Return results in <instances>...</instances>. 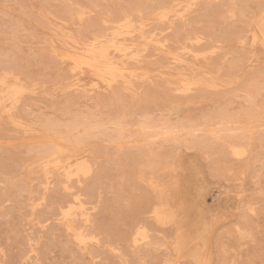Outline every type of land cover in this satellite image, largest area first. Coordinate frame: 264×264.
<instances>
[{
  "label": "rangeland",
  "instance_id": "374dc122",
  "mask_svg": "<svg viewBox=\"0 0 264 264\" xmlns=\"http://www.w3.org/2000/svg\"><path fill=\"white\" fill-rule=\"evenodd\" d=\"M263 25L264 0H0V264H264Z\"/></svg>",
  "mask_w": 264,
  "mask_h": 264
},
{
  "label": "bare ground",
  "instance_id": "6f19581e",
  "mask_svg": "<svg viewBox=\"0 0 264 264\" xmlns=\"http://www.w3.org/2000/svg\"><path fill=\"white\" fill-rule=\"evenodd\" d=\"M62 1H64V0H62ZM70 1H71V0H70ZM50 2H52V0H50ZM74 2L76 3V1H74ZM97 2H98V1H97ZM115 2H116V1H115ZM38 3H39V1H38ZM44 3H45V2H44ZM62 3H63V2H62ZM87 3H88V2H87ZM106 3H108V2H106ZM119 3H120V2H119ZM222 3H223V2H222ZM41 4H42V3H41ZM64 4H65V3H64ZM64 4H63V5H64ZM71 4H73V3L71 2ZM88 4H89V3H88ZM104 4H105V3H103L102 5L104 6ZM108 4H109V3H108ZM217 4H218V3H217ZM45 5H47V4L45 3ZM48 5H49V4H48ZM63 5H62V6H63ZM67 5H68V3H67ZM67 5H66V6H67ZM105 5H106V4H105ZM110 5H111V4H110ZM119 5H120V4H119ZM132 5H133V4H132ZM147 5H148V4H146V6H147ZM219 5H221V4H219ZM62 6H61V7H62ZM78 6H79V5H78ZM97 6H98V4H97ZM113 6H114V4H113ZM134 6H135V5H134ZM138 6H139V5H138ZM142 6H143V5H142ZM154 6H156V4H155ZM40 7H41V6H40ZM69 7H70V6H69ZM80 7H82V6H80ZM90 7H91V5H90ZM115 7H116V4H115ZM135 7H136V6H135ZM140 7H141V6H140ZM148 7H149V6H148ZM148 7H147V8H148ZM67 8H68V6H67ZM71 8H72V7H71ZM106 8H107V7H106ZM111 8L114 9V7H111ZM129 8H130V6H129ZM129 8H128V9H129ZM145 8H146V7H143L144 10H145ZM156 8H157V7H156ZM216 8H217V7H216ZM46 9H49V10H50L51 8H46ZM65 9H66V8H65ZM101 9H102V8H101ZM116 9H117V7H116ZM122 9H123V8H122ZM132 9H133V8H132ZM153 9H155V7H153ZM158 9H159V8H158ZM52 10H53V9H51V11H52ZM63 10H64V9H63ZM118 10H119V9H118ZM118 10H117V11H118ZM130 10H131V9H130ZM68 11H69V10H68ZM95 11H96V10H95ZM132 11H133V10H132ZM150 11H151V10H150ZM66 12H67V11H66ZM112 12H113V11H112ZM114 12H115V10H114ZM119 12H120V11H119ZM128 12H131V11H128ZM142 12H143V11H142ZM147 12H148V11H147ZM51 13H52V12H51ZM67 13H68V12H67ZM116 13H117V12H116ZM133 13H134V12H133ZM149 13H150V12H149ZM52 14H53V13H52ZM141 14H142V13H141ZM112 15H113V14H112ZM115 15H116V14H115ZM117 15H118V14H117ZM157 15H158V14H157ZM85 16H86V15H85ZM92 16H93V15H92ZM96 16H97V15H96ZM120 16H121V15H120ZM169 17H170V16H169ZM84 18H85V17H84ZM112 18H114V17H112ZM86 19H87V18H86ZM89 19H90V18H89ZM93 19H94V16H93L92 20H93ZM116 19H117V17H116ZM65 20H68V19L65 18ZM83 20H84V19H83ZM111 20H113V19H111ZM42 21H43V20H42ZM43 22H44V21H43ZM87 22H88V21H87ZM96 22H98V21H97V20L94 21V24H95ZM155 22H156V20H155ZM174 24H175V23H174ZM87 25H88V24H87ZM107 26H109V25H107ZM263 26H264V25H263ZM263 26H262V27H263ZM87 27H88V26H87ZM90 27H91V26H90ZM103 27H104V26H103ZM101 28H102V27H101ZM105 28H106V26H105ZM144 29H145V28H144ZM96 30H97V29H96ZM101 30H102V29H101ZM147 30H149V29L146 28V31H147ZM150 30H151V29H150ZM97 31H98V30H97ZM172 33H173V32H172ZM58 35H59V34H58ZM129 35H130V34H129ZM83 36H84V35H83ZM81 37H82V33H81ZM81 37H80V38H81ZM177 39H178V38H177ZM200 39H201V38H200ZM159 40H160V39H159ZM262 40H263V39H262ZM172 41H173V40H172ZM179 41H180V40H179ZM263 42H264V41H263ZM109 43H110V42H109ZM171 45H172V44H171ZM168 46H169V45H168ZM206 46H207V45H206ZM142 47H143V46H142ZM205 48H206V47H205ZM130 50H131V49H130ZM110 51H111V50H110ZM110 51H109V52H110ZM116 55H117V54H116ZM148 55H150V54H148ZM148 55H147V56H148ZM67 56H68V54H67ZM73 56H74V55H73ZM150 56H151V55H150ZM70 57H71V55H70ZM77 57H78V56H77ZM121 57H122V56H121ZM161 57H162V56H161ZM161 57H160V58H161ZM73 58H75V57H73ZM158 58H159V57H157V59H158ZM79 59H81V58H79ZM161 59H163V58H161ZM71 60H72V59H71ZM74 60H75V59H74ZM81 60H83V59H81ZM96 60H97V59H96ZM159 60H160V59H159ZM83 61H84V60H83ZM83 61H78V62H80V64H82ZM94 61H95V59L93 60V62H94ZM73 62H74V61H73ZM81 62H82V63H81ZM87 62H88V61H87ZM89 62H90V61H89ZM75 63H76V62H75ZM84 63L86 64V62H84ZM74 65H77V64H74ZM88 65H89V64H88ZM102 65H104V66H103L104 68L101 67ZM96 66H97V67H100L101 72H102L103 74H105V75H108V74H109V73H106V70H107V69L110 70L109 72L111 73V71L115 68V67H114L115 64L112 65V64H110V63H107V62L104 63V62H101V61L96 62ZM105 66H106V67H105ZM74 67H75V66H74ZM116 67H117V66H116ZM144 67H145V66H144ZM144 67H143V68H144ZM117 68H118V67H117ZM135 68H136V67H135ZM146 68H147V67H146ZM148 68H149V67H148ZM129 70H130V69H129ZM148 70H149V69H148ZM8 71H9V70H8ZM117 71H118V70H117ZM0 74H1V73H0ZM17 74H18V73H17ZM103 74H102V75H103ZM10 75H11V74H10ZM112 75H115V74L113 73ZM100 76H101V75H100ZM110 76H111V75H110ZM68 77H69V76H68ZM102 78H103V77H102ZM104 78H105V77H104ZM67 79H68V78H67ZM107 79H108V78H107ZM124 79H125V78H124ZM108 80H109V79H108ZM109 81H110V80H109ZM127 81H128V80H127ZM127 81H126V82H127ZM124 82H125V81H124ZM126 82H125V83H126ZM128 82H129V81H128ZM7 83H8V82H7ZM2 85H4V84H2ZM6 85H7V84H6ZM71 86H72V85H71ZM78 86H79V85H78ZM15 94H16V93H15ZM24 97H26V96H24ZM11 104H12V103H11ZM9 110H10V109H9ZM16 111H17V108H16ZM18 114H19V112H18ZM5 115H6V114H5ZM5 115H4V116H5ZM11 115H12V114H11ZM16 117H17V116H16ZM81 119H82V118H81ZM83 120H84V119H83ZM83 120H81V122H82ZM86 120H87V119H86ZM76 121H77V120H76ZM76 121H75V124H76ZM78 121H79V119H78ZM84 121H85V120H84ZM84 121H83V122H84ZM96 121H97V120H96ZM96 121H95V122H96ZM218 121H219V120H218ZM45 122H48V120H47V121L45 120ZM81 122H80V123H81ZM93 122H94V121H93ZM93 122H92V123H93ZM95 122H94V123H95ZM219 122H220V121H219ZM221 122H222V121H221ZM228 122H229V121H228ZM232 122H233V121H232ZM49 123H50V121H49ZM51 123H52V122H51ZM51 123H50V126H52ZM80 123L78 122V124H80ZM84 123H85V125L87 126L86 123H88V122L86 121V122H84ZM97 123L99 124V121H97ZM147 123H148V122H147ZM43 124H44V123H42L41 125H43ZM46 124H47V123H46ZM46 124H45V125H46ZM71 124H72V123H70V125H71ZM89 124H90V123H89ZM89 124H88V125H89ZM101 124H102V123H100V125H101ZM17 125H18V124H17ZM67 125H68V124H67ZM70 125H69V126H70ZM72 125H73V124H72ZM76 125H77V124H76ZM82 125H83V124L81 123V126H82ZM148 125H149V123H148ZM150 125H151V124H150ZM159 125H160V124H159ZM161 125H162V124H161ZM161 125H160V126L157 125V126H158V127H161ZM218 125H219V124H218ZM224 125H225V124H224ZM50 126H48V128H49ZM95 126H96V125H95ZM95 126H94V127H95ZM102 126H103V125H102ZM172 126H173V125H172ZM174 126H175V125H174ZM180 126H181V125H180ZM182 126H183V125H182ZM186 126H187V125H186ZM227 126H228V123H227ZM227 126H226V128H227ZM8 127H9V126H8ZM43 127H44V125H43ZM46 127H47V125H46ZM46 127H45V128H46ZM97 127H99V126H97ZM176 127H177V126H176ZM184 127H185V125H184ZM223 127H224V126H223ZM48 128H47V129H48ZM66 128H67V127H66ZM66 128H65V129H66ZM68 128H69V127H68ZM71 128H72V126H71ZM92 128H93V127H92ZM100 128H101V127H100ZM155 128H156V127H155ZM165 128H166V127H165ZM170 128H172V127L170 126ZM220 128H221V126H220ZM229 128H231V127H229ZM8 129H9V128H8ZM52 129H53V128H52ZM75 129H76V128H75ZM78 129H79V128H78ZM87 129H88V128H87ZM90 129H91V128H90ZM161 129H162V128H161ZM182 129H183V128H182ZM217 129H218V128H217ZM232 129H233V128H232ZM232 129H231V131H232ZM9 130H10V129H9ZM83 130H86V129H83ZM100 130H101V129H100ZM159 130H160V129H159ZM162 130H163V129H162ZM173 130H174V129H173ZM176 130H177V129H176ZM180 130H181V128H180ZM186 130H187V129H186ZM223 130H224V129H223ZM225 130L229 131L228 129H225ZM237 130H238V129H237ZM237 130H236V131H237ZM43 131H44V130H43ZM66 131H69V130H66ZM163 131H164V130H163ZM163 131H162V132H163ZM215 131H216V130H215ZM233 131H234V130H233ZM245 131H246V130H245ZM75 132H77V131H75ZM164 132H165V131H164ZM189 132H190V130H189ZM219 132H220V131H219ZM223 132H224V131H223ZM229 132H230V131H229ZM240 132H241V131H240ZM246 132H247V131H246ZM55 133H56V132H55ZM99 133H100V132H99ZM101 133H102V132H101ZM175 133H176V131H175ZM186 133H187V132H186ZM186 133H185V134H186ZM193 133H194V132H193ZM220 133H222V132H220ZM220 133H219V134H220ZM60 134H61V133H60ZM67 134H68V133H67ZM67 134H66V132H65V133L63 134V137H64V135H67ZM75 134H76V133H75ZM191 134H192V133H191ZM227 134H228V133H227ZM227 134H226V135H227ZM230 134H231V133H230ZM242 134H243V133H242ZM174 135H175V134H174ZM178 135H179V134H178ZM221 135H222V134H221ZM226 135H225V138H226ZM237 135H238V134H237ZM60 136H62V135H60ZM67 136H68V135H67ZM219 136H220V135H219ZM223 136H224V135H223ZM223 136H222V137H223ZM68 137H69V136H68ZM79 137H80V136H79ZM189 137H190V136H189ZM242 137H243V136H242ZM191 138H192V137H191ZM239 138H241V136H240ZM74 139H75V137H74ZM187 139H188V138H187ZM235 139H237V137H236ZM64 140H65V138H64ZM67 140H68V139H67ZM67 140H65L66 143L68 142ZM77 140H79V138H77ZM225 140H226V139H225ZM231 140H232V139H231ZM227 141H228V139H227ZM49 142H51V141H49ZM69 142H70V141H69ZM69 142H68V143H69ZM77 142H78V141H77ZM229 142H230V139H229ZM231 142H232V141H231ZM70 144H71V143H70ZM72 144H75V143H72ZM50 146H51V145H50ZM73 146H74V145H73ZM75 146H76V145H75ZM47 148H48V147H47ZM47 148H45L44 151H45V150L47 151V150H48ZM49 148L51 149V147H49ZM46 151L44 152V154H45L44 156H46V155L49 154V152L46 154ZM48 151H49V150H48ZM50 151H51V150H50ZM53 151H54V150H53ZM55 166H56V165H55ZM43 181H44V180H43ZM41 182H42V181H41ZM41 182H40V183H41ZM63 191H64V190H63ZM64 193H65V192H64ZM72 193H73V192H72ZM70 194H71V192H70ZM69 198H70V197H69ZM68 201H69V200H68ZM80 201H81V200H80ZM70 202H71V200H70ZM159 208H160V207H159ZM77 212H78V211H77ZM171 212H172V211H171ZM75 213H76V211H75ZM78 213H79V212H78ZM76 214H77V213H76ZM159 214H160V213H159ZM159 214H158V215H159ZM167 214H168V213H167ZM169 214H170V213H169ZM155 215H156V214H155ZM153 216H154V214H153ZM166 216H167V215H166ZM171 217H172V216H171ZM171 217H170V218H171ZM156 218H157V216H156ZM76 219H77V218H76ZM156 221H157V220H156ZM161 223H162V221H161ZM77 224H78V223H77ZM79 225H80V224H79ZM72 226H73V225H72ZM73 227H74V226H73ZM67 234H69V233H67ZM87 234H89V233H87ZM69 236H70V234H69ZM147 236H148V235H147ZM67 240H70V239L68 238ZM71 240H72V239H71ZM80 247H81V246H80ZM67 250H68V249H67Z\"/></svg>",
  "mask_w": 264,
  "mask_h": 264
}]
</instances>
